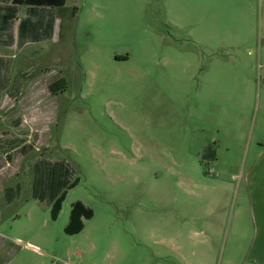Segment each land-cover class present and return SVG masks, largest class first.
I'll return each mask as SVG.
<instances>
[{"label":"rangeland","instance_id":"rangeland-1","mask_svg":"<svg viewBox=\"0 0 264 264\" xmlns=\"http://www.w3.org/2000/svg\"><path fill=\"white\" fill-rule=\"evenodd\" d=\"M59 16L56 41L18 62L27 81L2 108L27 115L20 148L49 138L46 158L78 180L56 222L25 185L15 208L38 211L45 254L25 260L264 264V0H69ZM56 71L67 90L38 126L22 100ZM41 155L21 158L22 178ZM77 201L94 217L69 236Z\"/></svg>","mask_w":264,"mask_h":264},{"label":"crops","instance_id":"crops-1","mask_svg":"<svg viewBox=\"0 0 264 264\" xmlns=\"http://www.w3.org/2000/svg\"><path fill=\"white\" fill-rule=\"evenodd\" d=\"M68 3L69 0H66V5L61 8L36 9L32 6L18 5L15 0H0V264H30L25 260L28 254L40 257L45 255L41 247L42 242H37L33 234L35 229L33 222L38 211L29 208L23 212L15 207L22 200L25 185L32 179L33 203L45 205L52 210V204L59 192V181L58 172L56 169L53 171L51 165H57V161L46 158L45 153L50 151L49 138L42 139L40 145L33 143L20 148L14 140V135L25 127L27 115L23 112L12 118L7 112H2V108L6 105L5 95L10 89L13 88L19 93L27 81L26 72L18 71V62L31 55V48L44 49L56 41L59 14ZM59 74L64 77L57 71L47 73L22 100L24 111L35 106L38 108L40 114L35 115L38 126H42L46 119L52 122L55 118L54 106L59 95H51L49 86ZM48 114H51L52 119L47 116ZM44 141L47 147L41 145ZM22 143L25 144L24 141ZM34 150L42 152V155L34 166L31 163V176L27 180L22 178L20 171L22 161H25L21 158H25ZM14 151L21 156L18 161L12 157ZM259 177V200L264 201V176ZM248 181L251 184L250 178ZM30 203L31 201L27 200V204L31 205Z\"/></svg>","mask_w":264,"mask_h":264},{"label":"trees","instance_id":"trees-1","mask_svg":"<svg viewBox=\"0 0 264 264\" xmlns=\"http://www.w3.org/2000/svg\"><path fill=\"white\" fill-rule=\"evenodd\" d=\"M15 3L18 5L32 6L36 9H46L49 7H64L66 5V0H15ZM55 79L56 80H54L50 84L49 91L51 95L58 96L60 93L66 92L67 81L64 77L60 76V74L57 75ZM51 166L53 167V171H55V169L57 170L59 181V192L54 203L52 204L51 210V218L53 221H56L62 211L63 203L66 201L68 191L74 189L77 186L78 180L72 184H69V180H67L69 175L67 176L66 180H62L63 175H65L67 172H64V174H62L63 171H61L60 167L54 164H52ZM93 217V210L88 208L83 202L77 201L73 204L70 221L65 228V233L69 236H74L82 233L85 229V221H89Z\"/></svg>","mask_w":264,"mask_h":264}]
</instances>
